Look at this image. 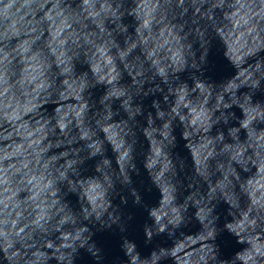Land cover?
Instances as JSON below:
<instances>
[{
  "label": "clouds",
  "instance_id": "clouds-1",
  "mask_svg": "<svg viewBox=\"0 0 264 264\" xmlns=\"http://www.w3.org/2000/svg\"><path fill=\"white\" fill-rule=\"evenodd\" d=\"M165 2L171 5L174 0ZM175 6L187 13L185 0H176ZM159 7L160 0H0V264H82L85 257L87 264H105L104 248L94 237L107 230L119 237V252L111 264H239L241 260L264 264V243L259 242L264 236H256L257 230L264 233V132L260 131L264 129V77L257 78L243 98L233 100L231 93L227 99L220 96L219 114H213L214 123L206 124L208 101L201 104L200 98L212 80L215 37L207 30L195 33L198 43L185 54L177 47L178 35L153 34ZM200 7L219 11L223 20L235 23L236 30L246 29L250 37L259 39L264 32V0H208L205 5H192L194 13ZM49 25L58 45L37 51V46L47 44ZM210 28L216 36L224 33L221 23ZM133 38L140 43L130 47ZM120 40L123 48L117 43ZM72 49L75 52L69 55ZM133 52L144 55L153 72L142 73L131 85L137 89L135 95L153 97L147 112L143 101L136 104L127 91L115 88L117 75L127 71L118 73L117 61L128 65ZM41 55L47 56L46 66L40 65ZM74 61L80 62L79 68ZM86 89L96 97V115L103 109L94 135L83 133L82 121L93 111L90 98L85 99ZM69 93L75 106L50 105L53 124L40 112L47 107L41 102L67 98ZM240 103L246 104L242 120L235 111ZM129 121L132 127L119 135L118 128ZM44 132L49 133V148L54 144L59 148L61 137H75L78 150L70 152V161L61 152L63 164L44 163L43 145L37 139ZM140 135L147 138L149 149L138 167L133 161ZM201 136L207 137L199 140L201 147L216 145L223 159L214 172L201 163L192 170L193 177L204 180L210 189L206 195L198 200L189 195L181 198L183 182L178 186L175 178L180 170L188 174L189 156L180 149L193 148ZM15 137H21V142ZM196 155L199 161L200 153ZM141 168L163 194L157 207L145 209L150 222L141 225L143 248L129 239L127 225H120L129 197L133 205H142V192L147 189L137 188L132 179V173L141 175ZM168 173L173 179L161 184ZM253 174L257 179L247 182L245 192L244 178ZM61 193L63 200L75 197L69 201L76 217L71 234H66V222L56 208ZM234 195L241 200L252 197L255 219L246 217L238 226L232 222L229 205ZM212 200L220 203L209 207ZM40 205L47 207L33 219ZM49 211L56 215H46ZM178 234L199 247L180 256L184 246L176 243ZM242 249H246L243 254Z\"/></svg>",
  "mask_w": 264,
  "mask_h": 264
}]
</instances>
